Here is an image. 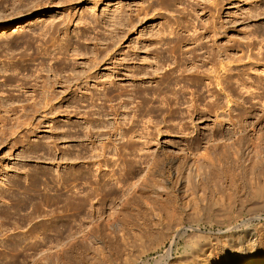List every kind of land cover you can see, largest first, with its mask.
<instances>
[{"label":"rangeland","instance_id":"rangeland-1","mask_svg":"<svg viewBox=\"0 0 264 264\" xmlns=\"http://www.w3.org/2000/svg\"><path fill=\"white\" fill-rule=\"evenodd\" d=\"M147 4L55 0L21 16L12 14V5L0 7V25H11L0 32L3 96L24 92L23 97H36L32 87L21 83H34L35 74L47 73L41 70L44 55L39 50H48L47 62L58 75L72 72L65 70V57L72 65L74 58L85 62L101 50V63L92 69L98 74L88 89L82 82L79 91L55 100L47 114L37 113L31 136L0 141V252L6 256L2 264L14 257L3 244L13 243L12 238L26 240L30 232L37 258L52 253L34 264H249L264 259L262 103L252 111L250 102H231L217 114L211 93L202 95L190 79L192 70L177 72L179 82L169 88L160 85L162 77L151 80L146 75L141 80L150 62L162 60L168 68L177 58L192 69L187 58L195 43L181 44L178 39L187 40L195 24L199 31L204 24L211 29L208 21L221 28L216 44L232 46V55L248 49L264 54V0L226 1L208 19L184 0L161 15L153 17L151 12L137 19V11ZM170 24L179 32H166ZM24 34L29 41L9 47ZM212 34H199L197 43L211 45ZM74 41L80 44L78 52ZM257 62L253 58L241 67L240 81H261L256 91L264 101V58ZM49 74L54 78L55 73ZM107 78L108 86L116 81V90L108 94L103 84ZM120 90L126 95H116ZM92 97L105 100L107 109L129 99V115L124 116L129 121L139 117V132L148 136L130 137L128 131L123 139L106 134L90 142L85 136L94 124L90 119L100 121L97 107L87 104ZM20 103L15 100L14 105ZM104 118L114 121L113 114ZM16 129L19 135L28 133V125ZM103 145L106 154L97 156L95 149ZM252 148L256 151L250 153ZM81 151L86 153L78 157ZM30 188L35 189L34 212L30 205L18 211ZM15 259L25 264V253Z\"/></svg>","mask_w":264,"mask_h":264},{"label":"bare ground","instance_id":"bare-ground-1","mask_svg":"<svg viewBox=\"0 0 264 264\" xmlns=\"http://www.w3.org/2000/svg\"><path fill=\"white\" fill-rule=\"evenodd\" d=\"M55 0H0V7L3 8V10H7L9 6L12 5L13 8V15L21 16L24 13H29L32 11H35L37 7L45 6L49 3H52ZM64 2L73 1V0H63ZM148 4L145 6H142L140 10L137 11V19L146 18L150 15L151 16H158L163 14L162 10L169 11L171 7L176 6L178 2H183L184 0H147ZM186 6H188L191 10H198L202 9L204 12L203 17L212 18L215 15L214 11H217L220 7H223L224 3L229 0H185ZM143 15V16H142ZM20 18V17H19ZM20 21V19H19ZM4 22V20L2 21ZM133 22L132 15L129 16V23ZM208 23H211V29L210 25L204 24L202 28H204L202 31H199L198 25L192 26L194 28V33L190 35V37L187 40H181L179 38L178 40L182 42L181 44H188L191 42V44L195 43V46H192L190 48V51L192 54L190 55L188 59L189 65L193 66L192 69L189 68L187 65L183 66L182 63H180L177 58L173 61V65L170 66L169 64L168 68H165V62L160 60L156 63L150 62L148 68L145 71V73L141 76L142 82H144L146 75L151 80L156 79L157 77H162V83L160 85H164V88H169L174 83L177 84L179 82V75L177 72H181L183 74L186 70H192L190 78L193 80L198 87L201 88L202 95L209 91L213 97L212 104L215 107V112L218 114L219 110H226V108L231 105V102H236L238 104L240 103H251V110L256 111L258 110L255 105L257 103H262V109H264V101H262V95L259 93V91H256L259 87V83L252 81L251 83L247 80H244L243 82L240 81V75L243 72L242 66L246 63H250L253 58L256 59V64H258L257 61H262L264 58V54L259 50L258 53L251 52L250 49L244 52L243 55L240 56H234L230 53V49L232 46H220L216 44L215 36L217 37L218 32L221 30V28L217 25L216 21H208ZM17 24H20L17 23ZM16 24V25H17ZM9 23H3L0 25V32L7 30L10 28ZM134 26V25H132ZM66 28V27H65ZM189 30V29H187ZM168 33H178L179 30L177 27H174L173 25H169V29L166 31ZM200 32V33H198ZM213 33L210 37L214 38L213 43L210 45L207 42L206 43H197L199 40V34L202 35V38H205L206 34ZM49 31H44L43 34H47ZM165 33V32H164ZM29 35L24 34L22 36V40H16L15 42H12L9 44L10 46H13V44H19L24 43L25 41H29ZM159 39L162 40L163 38L159 36ZM79 41V40H77ZM74 41V43L77 45V47L74 48L75 52H78V49L80 48L79 42ZM72 41H69L71 43ZM67 46H65V51L67 50ZM106 53L108 50V47H105ZM198 50L201 51L198 53ZM95 56L93 59H89L85 62H78L79 60L77 58H74L76 61L73 62L72 65L68 61H66L67 57H65V70H71L72 72L68 75L63 74H57L56 69L53 68L51 64L47 62L48 50L45 48L42 51H37V53L43 54V60L41 61L42 71H47L46 74L38 73L34 75V83H30L29 81H26L21 83L23 85V88H29L32 87L36 96L35 98L31 97H23L24 92L21 93H10L9 95L3 96L0 93V141L9 140L11 137H25L27 134L32 135L34 133V129L31 128L33 124L34 117L37 115V113H40L41 111L45 112L47 114V110L50 111L52 109V106L54 105L55 100L60 98V102L62 101L63 95L69 92L76 93L79 91V89L84 86L86 89H88V83L90 80H93L97 77V71H93L92 69L96 66H98L101 63L100 55L101 53L100 48H98ZM250 52V53H249ZM208 53V54H207ZM254 53V54H253ZM207 54V55H206ZM206 55V56H205ZM254 55V56H253ZM262 55V56H260ZM245 57L249 58L245 63H241V60H243ZM45 58V60H44ZM100 59V60H99ZM73 60V61H74ZM259 62V63H260ZM186 63V64H188ZM82 68V70L77 71V69ZM255 68V67H253ZM165 69V71H164ZM55 73L54 78L49 73ZM239 77H238V76ZM134 76V75H132ZM128 77V76H126ZM86 78V80H85ZM126 79V78H121ZM85 83L81 86V83ZM109 79L104 84V91L105 93H112L116 90L115 88V80H112L110 82V86H108ZM160 82V81H158ZM2 82H0L1 86ZM264 84V83H262ZM256 85V87H255ZM74 86H76L74 88ZM62 89V90H58ZM238 94L242 99L240 100V97H235V94ZM116 95L123 96L126 95L125 90H120L119 93ZM7 98L6 104L4 98ZM259 98L257 102H252V100ZM101 99V98H99ZM15 100L20 101L21 103L19 105H14ZM11 102V103H9ZM83 103V102H82ZM130 100L122 98L121 102L119 103L118 107L111 106L112 109H107L106 101L104 100H94V97H92V101L88 102V105H93L94 107H97L96 113L98 114V119L94 121V118L92 117L90 120L93 119V123L89 126L90 130L85 135L90 142H94L96 138H99L100 136L108 134V138H111L113 135H120L119 139H123L128 135V131H132L133 135H140L141 137H147L148 134L144 132H139V126L141 123V120L139 117H131V120H128L127 116H124V114L129 115L130 107H129ZM123 107L125 110L121 111L120 108ZM50 108V109H49ZM204 111L199 112L198 114H203ZM231 113V112H230ZM45 114V116H47ZM110 114H113L114 121H110L109 119L106 120L104 116H109ZM121 114V117H120ZM123 114V115H122ZM223 115L226 113L222 111ZM136 115V114H135ZM139 116V114H137ZM102 119V120H101ZM99 121V122H98ZM229 121H232V123H236V120L229 119ZM129 126L127 127V125ZM24 125H28V133L25 134H18V131L16 128L23 127ZM39 125V123H38ZM96 126L95 131H92V129ZM239 128H243L244 125H239ZM123 128V130H122ZM122 130L119 132V130ZM131 129V130H130ZM144 130V128H143ZM124 143V142H123ZM93 148V147H92ZM140 150L142 148H139ZM193 149V148H191ZM256 151L255 148H252L250 150L251 152ZM92 152L94 150L92 149ZM97 156H103L107 152V145H103L98 151L95 149ZM86 152L78 153V157L84 155ZM239 153V150L237 151ZM95 154L93 156H96ZM113 163V160L110 161ZM148 172V171H147ZM157 176H161V174H158ZM32 191L35 192L34 188H30L29 190H26V198L23 202H21L18 211H21V209H24L26 207L31 208L34 212V205H33V195ZM26 210V209H25ZM24 211V210H23ZM30 213V212H29ZM28 213V215H29ZM29 222L32 220V218L27 217ZM25 239H15L12 238L13 243H7L6 241L3 244V248H5L7 251H12L14 253V257L16 258L17 253H25V264H34L35 261L38 260H48L52 253L46 252L43 255H40L38 258L34 255L33 250V234L30 232L29 234L25 235ZM30 243V244H29ZM60 249L63 250L65 248V244L61 243L59 245ZM4 249V250H5ZM5 255L0 252V264L4 262ZM12 257L11 261H9V264H17L16 259ZM249 264H264L263 260H257L252 261Z\"/></svg>","mask_w":264,"mask_h":264}]
</instances>
